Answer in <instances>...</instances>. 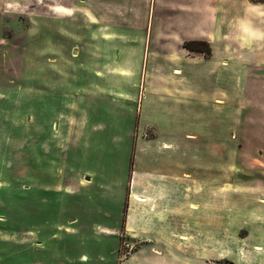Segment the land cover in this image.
Listing matches in <instances>:
<instances>
[{
  "label": "rangeland",
  "instance_id": "obj_1",
  "mask_svg": "<svg viewBox=\"0 0 264 264\" xmlns=\"http://www.w3.org/2000/svg\"><path fill=\"white\" fill-rule=\"evenodd\" d=\"M258 1L0 0V264H264Z\"/></svg>",
  "mask_w": 264,
  "mask_h": 264
},
{
  "label": "crops",
  "instance_id": "obj_2",
  "mask_svg": "<svg viewBox=\"0 0 264 264\" xmlns=\"http://www.w3.org/2000/svg\"><path fill=\"white\" fill-rule=\"evenodd\" d=\"M214 0H196L198 4L196 9L202 10L205 5L212 6ZM218 2V0H216ZM252 25L254 27L253 36V53L259 59L257 69H264V0L252 4ZM177 70V69H175ZM174 70V71H175ZM173 71V74H174ZM179 71V70H178ZM180 74V72H179ZM174 74V75H179Z\"/></svg>",
  "mask_w": 264,
  "mask_h": 264
},
{
  "label": "trees",
  "instance_id": "obj_3",
  "mask_svg": "<svg viewBox=\"0 0 264 264\" xmlns=\"http://www.w3.org/2000/svg\"><path fill=\"white\" fill-rule=\"evenodd\" d=\"M206 53L209 55L210 51H209V50H207V52H206Z\"/></svg>",
  "mask_w": 264,
  "mask_h": 264
}]
</instances>
